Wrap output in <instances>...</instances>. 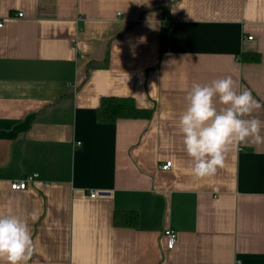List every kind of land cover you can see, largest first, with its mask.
Here are the masks:
<instances>
[{
  "label": "crops",
  "instance_id": "obj_1",
  "mask_svg": "<svg viewBox=\"0 0 264 264\" xmlns=\"http://www.w3.org/2000/svg\"><path fill=\"white\" fill-rule=\"evenodd\" d=\"M0 24V214L28 219V264H264V146L195 180L177 127L193 83L264 103V0H0ZM106 96L153 116L99 123Z\"/></svg>",
  "mask_w": 264,
  "mask_h": 264
},
{
  "label": "clouds",
  "instance_id": "obj_2",
  "mask_svg": "<svg viewBox=\"0 0 264 264\" xmlns=\"http://www.w3.org/2000/svg\"><path fill=\"white\" fill-rule=\"evenodd\" d=\"M185 100L177 127L195 180L214 176L241 145L264 146V119L259 115L264 103L250 91L238 90L231 76L193 83ZM29 218L35 222L37 212L29 213ZM35 251L28 219L0 214V264H28Z\"/></svg>",
  "mask_w": 264,
  "mask_h": 264
},
{
  "label": "trees",
  "instance_id": "obj_3",
  "mask_svg": "<svg viewBox=\"0 0 264 264\" xmlns=\"http://www.w3.org/2000/svg\"><path fill=\"white\" fill-rule=\"evenodd\" d=\"M170 29L171 25L166 23L161 32V59L170 48ZM242 59L246 61L259 62V53H243ZM154 110L140 108L131 97L106 96L102 98L101 104L97 109L96 118L99 123H114L119 119H149L153 116ZM114 223L120 227H136L138 214L135 211H116Z\"/></svg>",
  "mask_w": 264,
  "mask_h": 264
},
{
  "label": "built area",
  "instance_id": "obj_4",
  "mask_svg": "<svg viewBox=\"0 0 264 264\" xmlns=\"http://www.w3.org/2000/svg\"><path fill=\"white\" fill-rule=\"evenodd\" d=\"M18 16L22 17L23 14L20 13ZM2 26V24H0ZM249 39H252V37H249ZM172 162L168 161L165 164L161 166L162 169H168L171 166ZM38 178V174H33L26 176L25 178L21 180H15L11 183V188L13 190H25L29 183L35 181ZM99 194L97 192H91L90 196L92 198L97 197ZM165 236L167 238V248L172 249L177 244L178 241V233L171 228L166 229Z\"/></svg>",
  "mask_w": 264,
  "mask_h": 264
},
{
  "label": "water",
  "instance_id": "obj_5",
  "mask_svg": "<svg viewBox=\"0 0 264 264\" xmlns=\"http://www.w3.org/2000/svg\"><path fill=\"white\" fill-rule=\"evenodd\" d=\"M99 195H102V196L109 195V192H100Z\"/></svg>",
  "mask_w": 264,
  "mask_h": 264
}]
</instances>
